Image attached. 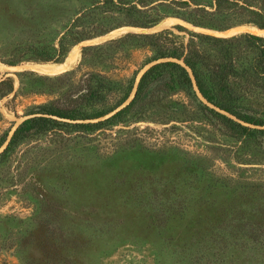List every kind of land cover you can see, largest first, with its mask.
<instances>
[{"label": "rangeland", "instance_id": "1", "mask_svg": "<svg viewBox=\"0 0 264 264\" xmlns=\"http://www.w3.org/2000/svg\"><path fill=\"white\" fill-rule=\"evenodd\" d=\"M213 1L0 0V153L19 125L33 131L0 155V264H264L260 42L202 43L211 57H236L245 93L232 104L249 119L186 95L172 70L110 124L74 125L113 112L30 122L49 101L94 112L134 72L136 85L153 64L180 62L145 64L156 41L130 34L169 30L158 44L190 33L264 37L236 22L239 10L210 14ZM44 125L53 128L34 131Z\"/></svg>", "mask_w": 264, "mask_h": 264}, {"label": "trees", "instance_id": "2", "mask_svg": "<svg viewBox=\"0 0 264 264\" xmlns=\"http://www.w3.org/2000/svg\"><path fill=\"white\" fill-rule=\"evenodd\" d=\"M212 6H214V10L211 11L210 14H223L225 13V10L229 9H231L233 13L236 12V10H239L241 13L239 17L241 18H237L236 22L239 24H253L258 28H264V0H214ZM241 10L244 14L241 12ZM170 33L171 32L169 30H166L162 33L130 34L129 36L144 37L156 41V44H154V55L145 64L155 61L159 58L168 57L179 60L180 62H162L153 64L141 74L136 85L135 79L138 72H134L133 76L127 79V82L120 87L121 94L118 99L113 104H108L94 112H86L84 108L79 107L69 109L62 107L54 101H49L47 103L35 106V110L30 112V114H38V116L30 118V122L35 120H47L52 122L54 126H60L61 124H69V122H64L58 120L57 118L69 120L92 119L102 117L113 112L110 116L101 120H97L96 122L74 123L75 126L86 129H93L102 125L110 124L129 109L135 106H143L145 102H143L142 98L144 97L148 85L159 78H164L163 75L166 73H170V78L174 74L175 80L177 81L180 88L186 93V95H191L195 98H198V95H201L204 99L213 103L218 108L237 115L238 117L249 119V117H245L241 113L238 114L235 110V106L232 104V100L234 98L233 93L237 91V93H245V89H242L243 84L235 79L241 77V72L238 70L236 65V57L227 56V51H218L220 54L218 59L217 55L215 54L213 57H211L209 53H205L202 43L206 42L208 44L214 45L216 42L231 41L232 39L236 40L242 38L251 41V45H256L254 44L255 41L260 42L258 45H256V47L259 51L258 56L260 57V60H264V37L246 33L237 37L218 38L205 34L190 33L188 39L185 42H181L179 44H158V40L161 38V35L164 37ZM93 47L98 48L95 46H88L84 49L87 50ZM172 70L173 74H171ZM235 86L238 87L235 89V91H233ZM132 91L133 96L129 102L119 108L129 98ZM88 94H93L91 89H88ZM199 102L201 101L199 100ZM219 115L225 117L222 114ZM228 120L231 121L230 119ZM248 122L250 121L248 120ZM26 124L27 123H23L15 129L6 147L2 150L0 155L13 148V146H15V144L18 142V139L21 137L26 136L29 133H33V131L26 127ZM236 125L242 129H249L238 123H236ZM49 127L53 128L51 126L44 125L38 126L34 131H44ZM258 131L264 133V129Z\"/></svg>", "mask_w": 264, "mask_h": 264}, {"label": "bare ground", "instance_id": "3", "mask_svg": "<svg viewBox=\"0 0 264 264\" xmlns=\"http://www.w3.org/2000/svg\"><path fill=\"white\" fill-rule=\"evenodd\" d=\"M257 30V29H255ZM256 32H263V31H260V30H257ZM77 53V51H76ZM77 57V56H76ZM71 58H68L67 61L65 63H60V64H45V65H41V68L46 70V71H49V72H55V71H58L62 68H65L69 65V62L72 61L70 60ZM74 61V60H73Z\"/></svg>", "mask_w": 264, "mask_h": 264}]
</instances>
